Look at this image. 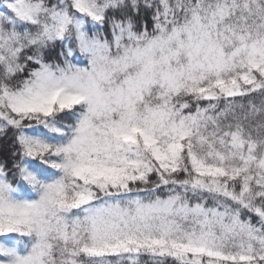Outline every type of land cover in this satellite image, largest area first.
<instances>
[{
	"label": "snow or ice",
	"instance_id": "1",
	"mask_svg": "<svg viewBox=\"0 0 264 264\" xmlns=\"http://www.w3.org/2000/svg\"><path fill=\"white\" fill-rule=\"evenodd\" d=\"M0 264H264V0H0Z\"/></svg>",
	"mask_w": 264,
	"mask_h": 264
}]
</instances>
